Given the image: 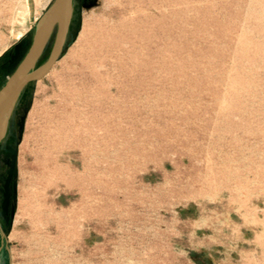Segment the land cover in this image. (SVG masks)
<instances>
[{"label":"rangeland","instance_id":"1","mask_svg":"<svg viewBox=\"0 0 264 264\" xmlns=\"http://www.w3.org/2000/svg\"><path fill=\"white\" fill-rule=\"evenodd\" d=\"M53 1L0 0V88ZM23 103L0 264H264V0H74ZM80 114L89 158L57 144ZM51 155L80 181L48 185Z\"/></svg>","mask_w":264,"mask_h":264},{"label":"water","instance_id":"2","mask_svg":"<svg viewBox=\"0 0 264 264\" xmlns=\"http://www.w3.org/2000/svg\"><path fill=\"white\" fill-rule=\"evenodd\" d=\"M74 10V0H54L35 26L32 43L27 52L0 88V141L6 120L24 88L41 80L61 57L68 39ZM55 31L51 51L47 59L37 65Z\"/></svg>","mask_w":264,"mask_h":264},{"label":"bare ground","instance_id":"3","mask_svg":"<svg viewBox=\"0 0 264 264\" xmlns=\"http://www.w3.org/2000/svg\"><path fill=\"white\" fill-rule=\"evenodd\" d=\"M94 29L92 30V32L95 31ZM96 31H99V30H96ZM82 61L85 63L84 60H82ZM88 62H90V61H88ZM80 112L83 115H85L84 111L80 110L79 113ZM82 114H80V116H76L77 118H75V120H74L73 128L72 129L67 128L64 131V133H62L63 134L62 139H57V144L59 146H63L66 144L67 145L68 144L78 145L80 148H82L83 154L85 155V158H89V156H91V155L94 156V153H93L94 150L93 149H94V146L96 143V139H95L96 134L91 133L90 130L85 129V128L89 127V126H93V125L95 126V124L92 122L91 119H89L88 117L85 118ZM104 119L106 120L107 116H105ZM105 122H107V121H105ZM108 126L109 125H107V127ZM108 129H109V127H108ZM68 137H72V139H68ZM73 137H74V139H73ZM58 157H59L58 155H55V156L51 155L50 157L48 156L41 163L42 168H43L44 173H45L44 177H46L45 178L46 183L49 185L52 181H56V182L59 181V182L65 183L66 185L74 186L75 184H77L80 181L79 178H82V177H79L80 175L76 171H73L68 166H65L64 164L60 163ZM34 196H35V193L33 194V192H30V193L26 192V194H25V197L27 198V200H30V199L32 200ZM27 200H25V201H27Z\"/></svg>","mask_w":264,"mask_h":264},{"label":"flooded vegetation","instance_id":"4","mask_svg":"<svg viewBox=\"0 0 264 264\" xmlns=\"http://www.w3.org/2000/svg\"><path fill=\"white\" fill-rule=\"evenodd\" d=\"M54 35H55V31L52 34L51 40H52ZM51 40H50V42H51ZM50 42H49V44H50ZM49 44H48V46H49ZM48 46L46 47V49L48 48ZM46 49L43 52L40 60L42 59L43 55L45 54ZM40 60L37 62V65L39 64ZM34 82L35 81L27 84V86L24 88L21 95L19 96L18 100L16 101L15 105L13 106L9 116L7 117L5 131H4L2 140L0 141V155L5 154V151H7V148L12 145L11 142H9V139H15V133L17 132V125H19L21 122V119L23 117L22 113H23L24 108H25L23 101L27 96V92H28L29 87Z\"/></svg>","mask_w":264,"mask_h":264}]
</instances>
